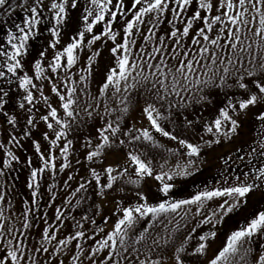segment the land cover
<instances>
[{
    "label": "snow or ice",
    "instance_id": "snow-or-ice-1",
    "mask_svg": "<svg viewBox=\"0 0 264 264\" xmlns=\"http://www.w3.org/2000/svg\"><path fill=\"white\" fill-rule=\"evenodd\" d=\"M17 7L25 15L19 23L11 20L0 38V133L4 136L0 139V177H6L20 160L9 145L19 149L24 138L31 139L41 166L32 167L31 158H26L27 186L32 189L31 205H38L39 179L45 172L55 174L56 151L64 161L59 171H64L70 166L73 147L69 134L83 135L79 130L88 120H98L102 123L91 125L93 131L81 145L84 159L90 162L87 176L80 177L67 195L77 197L92 189L102 198L117 182L138 185L145 177L158 181V192L163 195L149 202L137 188L134 203H116L119 216L111 230L97 226L90 234L84 223L95 225L96 221L86 213L75 223V231L61 237L64 213L58 207L54 225L44 214L47 226L33 243L29 236L36 219L34 208L15 212L5 180L0 184V264H68L69 260L70 264H264V245L254 247L255 237L264 235V209L227 234L209 255L217 236L215 224L246 207L252 195L259 193L264 199V0H50L47 16L43 0H35L28 8L14 0H0V11L9 18ZM77 9H82L78 27L61 44L62 30ZM162 21L171 28L160 35L155 29ZM42 23L49 39L28 61L30 41L43 35ZM137 32L144 42L139 47L134 39ZM102 38L113 42L111 64L93 96L81 82L91 75L93 56L99 55V49L87 57L88 67L79 69L87 75L74 79V69L85 43L91 49ZM49 50H53L50 62ZM45 88L55 101L45 95ZM82 96L88 97L83 109ZM141 99L148 127L129 126L127 116ZM38 102H43L45 114H39ZM253 109L258 131L252 142L237 148L235 155L220 157L225 168L211 186L204 185L187 199H171L178 178L200 171L202 151L239 137L243 118ZM205 111L210 112L207 119ZM37 117L46 128L41 133L47 142L44 150L40 140L32 139ZM166 124H175L178 130ZM153 133L176 141L177 148L168 150L178 158L175 169L164 171L160 165L156 170L155 157L149 158L152 149L159 147ZM117 145L122 160L105 166L107 152ZM97 161L101 162L99 171L92 166ZM237 162L247 171L234 172L231 165ZM74 179L69 174L63 183L71 188L69 182ZM87 199L79 195L76 203ZM205 201L215 209L208 211ZM193 205L195 215L187 210L181 214V209ZM63 206L71 207L72 201L66 199ZM93 207L99 214L100 206ZM190 216L193 224L199 217V223L213 228L202 233L198 225L185 224L181 231ZM108 219L104 217L105 224ZM88 241L92 243L85 248ZM39 254L45 260L38 259Z\"/></svg>",
    "mask_w": 264,
    "mask_h": 264
},
{
    "label": "rangeland",
    "instance_id": "rangeland-1",
    "mask_svg": "<svg viewBox=\"0 0 264 264\" xmlns=\"http://www.w3.org/2000/svg\"><path fill=\"white\" fill-rule=\"evenodd\" d=\"M10 2H12V0H10ZM14 2L16 5H20L21 3H24V7L28 8L34 4L35 0H14ZM81 3H83V0H81ZM43 4H44V9H43L44 14L47 16L49 14L48 13V5L50 4V0H43ZM81 12H82V9H77V10H73L70 13L71 20H70L69 24L62 30L61 40H60L61 44H66L69 41V38L75 33V31L78 27V17L80 16ZM24 15H25V13L20 7H17L15 9L11 18H9L7 15L2 14L0 16V38H3L4 29H6L10 26L11 20H15V22L19 23L22 20ZM186 15H187V13H186ZM168 19H171L170 15L168 16ZM40 27H41V32L43 33V35L40 36L38 39L30 41L31 51L27 57L28 61L33 60V57H35L37 55L38 50L42 46H46L47 41L49 39V36H48L47 32L45 31V25L42 23ZM169 28H171V25L167 24L166 21H162L159 24V26L155 29V31L158 32L160 35H163L164 32ZM116 30H117V32H119L120 31L119 27H117ZM134 39L137 40V47H139L140 44L144 43L140 37L139 32H137L135 34ZM248 42H251V41H246V43H248ZM112 44H113V42L111 40L102 38L100 41H97L92 46L91 49H89V47L85 43L84 48L77 53L78 65L74 69V73H75L74 79L78 80L79 75H87V73L79 71V69L81 67H83V68L88 67L87 57L89 55H91L92 52H94L96 49H99V55L93 56V65H92L91 75L88 76V79L86 82H81V85H84L86 83L88 91L93 96L97 95V86L101 83L102 74L105 72L106 68L111 64L110 47L112 46ZM52 51L53 50H49V54H48L49 55V62H50V57H51ZM48 71L49 70H48L47 66L45 65V74H47ZM45 95L49 96L50 101H55V99H56L55 95L49 93L47 88H45ZM132 98L135 100L136 99L135 95H133ZM87 99H88V97H86V96L81 97V103H80L81 109L87 107V104L84 103V101H86ZM53 106H55V103H53ZM109 106H113V102L109 101ZM143 107H144L143 99H141L139 101V103L133 104L132 109L127 116V123L129 124V126L135 125V127H137V128L148 127V121H147L146 117H144L142 115V108ZM38 109H39V114H41V115L45 114L46 108H45L43 102H38ZM254 112H255V109L251 110L248 113L247 117L243 118L244 123H245V121H247L246 119H248V121H252V119H255ZM202 114L204 115L205 119H207L210 115V112L205 111ZM81 115H83V112L81 113ZM93 123H95L98 126L99 123H102V122H100L98 120H88V123L85 126H83L79 131L83 132V135L86 136L89 132L93 131V129L91 128V125ZM244 123H243V127H242V132L244 131L243 133H245L247 131L246 125H248L247 122L245 125H244ZM22 124H23V122H21V125ZM249 124L251 126V122ZM166 127H168L169 129H172L173 131L178 130L177 126L175 124H166ZM19 128H20V125H17L18 130H19ZM44 130H46L45 125L37 117V127L32 130V139L40 140L42 150H44L47 147V142H45L41 139V133ZM153 134H154L155 140L158 143L159 147L152 149V152H151V155L149 156V158L151 159L152 156L155 157V160L153 161V163L156 166V170L157 171L160 170V165H164V168H163L164 171H169L170 169H175L178 158L176 156H173V154L171 152H169L168 150L169 149L175 150L177 148L176 141H172L169 138L163 137L157 133H153ZM188 134L189 133H185V135H188ZM79 136H82V135H73L72 134V137L74 139L73 143L77 142V140H75V137L77 138ZM3 138H4L3 133H0V139H3ZM220 146H221V144L213 145L211 149L206 150V151H202L201 157H202L203 163H199L200 171L194 172V174L192 176H189L186 178H183V177L178 178L177 186L172 190L171 199H187V198H189L190 194H194L198 189H202L204 185L207 184V185L211 186L214 183L213 178L217 177L218 173H219V169H218L217 165L220 164V160H221L219 158V155H218L219 154L218 150H219ZM9 147H11L12 150L20 157V160H19V163H15L13 165V168L8 173V175L6 176V179H4V177L3 178L0 177V184H3L6 180L7 183L9 185H11V187H13L11 190L8 191V194H9L8 198L10 197L12 199L11 202H12L13 210L15 212L19 213L22 209L27 208L28 206L30 207V205H31L30 198H31V191L32 190L28 188L27 180H26L28 178L26 176V173L22 170V167L24 165V161L26 160V158L32 157L33 154H34V157H32V160L39 161V159H38L37 154L35 153V149L33 150L34 153L32 155H30L33 147H32V140L29 138H24L22 140V147L19 149L15 148L12 145H9ZM117 151L118 152H116L115 155L113 153H110L107 155L108 156V160H106L107 164L116 161L117 158H119L118 160H122L123 152L120 151L119 149ZM229 151H231V150H229ZM215 152L218 154H215ZM22 153H23V155H22ZM58 153H59L58 151H56V153H55L57 156V168H59V164L61 163V159H62L58 155ZM80 153L84 154V150L81 149ZM224 154H225V152H224ZM115 157H117V158H115ZM180 162L182 163L183 161H180ZM37 164H38L37 162H34L35 167ZM88 164H89V162H88ZM239 165L242 166L243 164H239ZM88 166L89 165H87L86 167L88 168ZM92 166L97 167L98 171L100 170L98 164H95ZM214 166H216V167H214ZM86 167L80 168V171L77 172L78 175L75 171H72V173H69V174L74 175V177H75L74 180L77 182V180H78L77 177L78 176L82 177L83 173L84 172L86 173V171H87ZM19 168H21V170H18ZM72 169L73 168H71V170ZM64 171L63 172L61 171L60 173L58 172V176L60 177L61 173H62V175H67L68 172H66V171L64 172ZM130 171H131V169H130ZM45 174L46 175L49 174V175H52L54 177L57 175V170H56L55 174H52V173L50 174V172H47ZM158 185H159V182L156 181L153 177H145L140 182V184H138V185H122L120 182H117L116 185L114 186L113 190L106 191L105 196L102 198L96 196L93 193L92 189H88L87 193H85L86 196L88 197V199L81 201L79 204L76 203L77 199H79V194L77 197H69L67 195L68 192H70L73 188H75L77 186V185H71L72 186L71 188L67 187V189H65V190H67V192H63L62 198L60 196V198L62 200L60 198L59 199L63 203L66 200V198L72 199V206H71L70 210H67V211L69 212L68 215L71 214V216L75 218L74 220L69 219V220L74 221V223H76L77 221H80L81 217L83 215H85L86 213L88 215L91 214L93 211L96 213V210L93 207V205L102 204L103 208L99 211L100 215L102 214V216H99L97 218V223L99 224V226L100 225L103 226L102 227L103 229H105V228L109 229L110 226L108 224L114 223V221L119 216V214L116 212V204L112 203L110 201V199H109L110 197H115L116 199L125 198V200H127L130 197H135V190L137 188L142 189V190L147 189L148 190V196L152 198L151 200L149 199V202L154 203V202H156L158 197L163 195L162 193H158ZM14 186H15V191L17 189L18 190L17 192L21 195V197H22L21 199H18L16 197L15 192H14ZM122 187H123V191H121ZM68 189H70V190H68ZM17 192H16V194H17ZM80 195H82V194H80ZM25 201H27L29 203H24ZM41 201L43 202V199H41ZM60 203H58L56 205V209L58 208V205H60ZM63 203H61L62 206H63ZM50 204H48V206L46 204H44L43 207H41V204L38 205V208L40 207L41 209L36 210V213H35L36 219L33 223L35 231L33 232L34 234L31 233L29 236V240L33 243H35L36 241L39 240V234H40L41 230L45 226H47L44 222V214L47 213L46 219H47V222L49 224H52V221L55 220L54 218L58 214L56 212V210L54 209L55 204H51V205ZM205 204L209 205V208L207 209L208 211L215 209V205L211 204V202L205 201ZM195 207L196 206H194V205L193 206H185V208L181 209V214H183V212L185 210H187V211H190L191 215H195ZM37 212H38V214H37ZM41 212H43V214ZM242 212H243V208H241L238 212L230 214L228 217H226L219 224H215V222H214V224H215L214 228L212 225L199 223V217H197L195 224H193L191 221V216H190V217L186 218L185 221L183 222L182 227H181V231L184 230L185 224L189 225V227L198 225V227L202 233L208 232L210 228H213V230H216L217 236H216L214 242L212 243L211 247L209 248V255H211L212 252L217 247L220 246V244L218 242V235L223 230L225 220L226 219L231 220V218H233V217L235 218L236 216L238 217V219H240L239 214H242ZM95 213H94V215L92 214L93 215L92 217L95 216ZM253 213H251V215ZM104 217H109L106 224L104 223ZM176 219L178 220L179 218L177 217ZM244 223H241L240 226L243 225ZM235 225H236V227H239V223L237 224V222H236ZM142 226H143L142 224L139 225V227H142ZM157 227H159V225ZM255 239H256L257 243H256V245H254V247H258L259 245H264V235L255 237ZM177 243H179V240L177 241ZM168 255H171V253L169 252ZM63 258L64 257L61 256V259H63ZM38 259L45 260L44 254H39ZM250 261H251V258L249 257V262ZM68 263L70 264V260ZM166 264H171V262L166 261Z\"/></svg>",
    "mask_w": 264,
    "mask_h": 264
},
{
    "label": "trees",
    "instance_id": "trees-1",
    "mask_svg": "<svg viewBox=\"0 0 264 264\" xmlns=\"http://www.w3.org/2000/svg\"><path fill=\"white\" fill-rule=\"evenodd\" d=\"M2 15V11H0V16ZM247 121H245V123H244V125L246 124V122H247V124L248 125H246V129H247V131L245 132V133H243L242 132V130H241V135L239 136V137H235V138H233V140L231 141V142H228L227 140H224L222 143H221V146H220V148H219V150H218V153H216L215 152V154H218L219 155V158L222 156V155H224V152L225 153H231V154H234L235 155V150L237 149V148H239V147H241V146H246L248 143H251L252 142V140L255 138V136H256V133H257V131H258V123H257V121L255 120V119H252V121H248V119H246ZM21 122H23V119L21 120ZM101 122V121H100ZM251 122V126H250V123ZM81 133H83V132H81ZM35 135V134H34ZM34 137V136H33ZM68 138L69 139H72V140H74L73 139V137H72V134H69V136H68ZM75 140H77V141H79V142H76V143H73V147L72 148H70V150H69V167L68 168H66V169H64L66 172H68L67 173V175H62V173H61V176L59 177L58 176V172L60 173L61 171H59V168H57V175L56 176H52V175H49V174H45V173H47V172H45V173H42L41 174V176H40V179H39V183H40V188H39V192H40V197H39V202H38V205H40L41 204V207H43V205L44 204H46L47 206H48V204H55V206H54V209L56 210V205L58 204V203H63L62 201H60V199L62 198V194H63V192H67V190H65V189H67V187L68 186H66L63 182L65 181V180H67L68 179V174L69 173H72V171H75L76 173L78 172V171H80V168H85L87 165H89L90 164V162H89V164H88V161H86L85 159H84V154H81L80 153V151H81V149H83L82 147H81V145L83 144V142H84V135H82V136H79V137H75ZM120 148V146H116V150H109L108 152H107V154H106V159L103 161V163L105 164V165H107V161L106 160H108V154H110V153H113L114 155L116 154V152H118L117 150ZM33 150H34V148L32 149V151H31V153H30V155H32L34 152H33ZM229 150H231V151H229ZM22 155H23V153H22ZM58 155L60 156V154L58 153ZM36 156V155H35ZM32 157H34V154H33V156ZM32 157H30L31 158V160H32ZM115 158H117V157H115ZM119 158H117V160H118ZM77 160H79L80 161V163L78 164L77 163ZM116 160V161H117ZM34 162H37L38 164L36 165V167H39V166H41V162L40 161H36V160H32V167H35L34 166ZM62 162H64L63 161V159H61V163ZM100 161H97V163L96 164H98V166L100 165ZM240 163L239 162H237V163H233L232 165H231V167H232V169H233V171L234 172H238V171H246L247 169L242 165H239ZM214 167H216V166H214ZM217 167H218V169H219V172H221V171H223L224 170V168H225V166L223 165V162H222V160H220V164H218L217 165ZM71 168H73L72 170H71ZM87 168V167H86ZM214 169V168H213ZM217 169V168H216ZM18 170H21V168H19ZM22 170L26 173V176H27V178L29 177V168L25 165V161H24V165H23V167H22ZM64 171V172H65ZM63 172V171H62ZM131 172V171H130ZM50 174H51V172H50ZM87 174V171H86V173L84 172L83 173V176H87L86 175ZM72 175V174H71ZM77 175H78V173H77ZM74 176V175H73ZM3 178V177H2ZM78 178V180H77V182L75 181V180H73V181H70L69 183L71 184V185H77L78 184V182L80 181V176H78L77 177ZM88 179H91V177H87ZM4 179H6V177H4ZM27 180V184H28V179H26ZM8 184V183H7ZM49 186H52L53 187V191L52 192H49ZM66 187V188H65ZM13 187H11V185H9L8 184V191L9 190H11ZM69 188V187H68ZM32 190V189H31ZM68 190H70V189H68ZM18 190L16 189V191H15V186H14V192H15V195H16V197L18 198V199H21L22 197H21V195L17 192ZM16 192H17V194H16ZM143 192H144V194L147 196V198H148V201H149V199L151 200L152 198L151 197H149L148 196V190L147 189H144L143 190ZM159 193V192H158ZM82 195H86L85 193H81ZM80 195V194H79ZM60 196H61V198H60ZM65 196V195H64ZM60 198V199H59ZM69 198V197H68ZM9 199L10 200H12L10 197H9ZM41 199H43V202L41 201ZM67 199V198H66ZM110 199V201L112 202V203H117L118 201H127V202H129V203H134L135 202V197H130V198H128L127 200H125V198H119V199H116L115 197H110L109 198ZM116 199V200H115ZM50 200V201H49ZM62 200V199H61ZM71 201H72V199H70ZM30 201H31V198H30ZM49 201V202H48ZM61 203H60V205H58V207L61 209V212L62 213H64V216H63V219H64V224L61 226V232L59 233L60 234V236L61 237H63L64 235H67L69 232H73V231H75V223H74V221H72V220H69V219H72V216H71V214L70 215H68V211L67 210H70V208L71 207H68V208H64V206H62L61 205ZM50 204V205H51ZM38 205H36V206H33V205H30L31 207H33L35 210H34V215H35V213H36V210H40L41 208L39 207L38 208ZM99 206H100V210L103 208V206H102V204H99ZM29 207V206H28ZM264 208V199H261V197H260V195H259V193H257V194H255V195H252L250 198H249V200H248V202H247V205H246V207H243V212H242V214H239V216H240V219H238V217L236 216L234 219L233 218H231V220L230 219H226L225 220V222H224V226H223V230H222V232L218 235V242H219V244H220V246L222 245V243L225 241V239H226V236H227V234H230L231 233V231H234V230H236L238 227H236V225H235V223L237 222V224L239 223V227H240V224L241 223H244L245 221H246V219H248V218H250L251 217V213H255L257 210H259V209H263ZM95 210H96V208H95ZM94 212V211H93ZM91 213V214H89V216L90 217H92L93 215H94V213ZM42 214H43V212H41ZM37 214H38V212H37ZM93 214V215H92ZM119 214V213H118ZM58 215V214H57ZM99 216H102V214L100 215V213L99 214H95V216L94 217H92L93 219H95V221H96V224L95 225H93V224H91V223H88V222H85L84 223V228H85V230H87L88 232H89V234L91 233V230L93 229V228H95V227H97V226H99V224L97 223V218L99 217ZM235 222V223H234ZM56 223V221L54 220V221H52V224L54 225ZM109 226H110V228L108 229V228H105L104 230L105 231H109V230H111V228H112V226H113V223H110V224H108ZM99 227H103V226H99ZM35 231V229H34V225H33V227H32V229H31V233H33ZM34 234V233H33ZM97 235H99V232L97 233ZM32 237V236H31ZM88 243H92V241H88V242H86L85 243V248H87V245H88ZM69 264V263H68Z\"/></svg>",
    "mask_w": 264,
    "mask_h": 264
}]
</instances>
